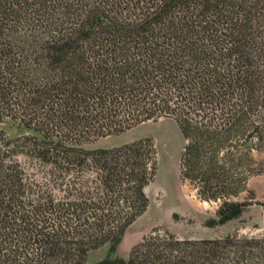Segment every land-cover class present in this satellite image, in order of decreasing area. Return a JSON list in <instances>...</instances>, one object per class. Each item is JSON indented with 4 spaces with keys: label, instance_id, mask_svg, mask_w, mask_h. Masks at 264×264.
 <instances>
[{
    "label": "trees",
    "instance_id": "trees-1",
    "mask_svg": "<svg viewBox=\"0 0 264 264\" xmlns=\"http://www.w3.org/2000/svg\"><path fill=\"white\" fill-rule=\"evenodd\" d=\"M0 264H264V233L180 238L155 227L117 254L148 209L151 137L87 143L174 119L181 180L239 219L264 173V0H0ZM35 160L29 172L20 156ZM175 217L178 214H174Z\"/></svg>",
    "mask_w": 264,
    "mask_h": 264
},
{
    "label": "rangeland",
    "instance_id": "rangeland-1",
    "mask_svg": "<svg viewBox=\"0 0 264 264\" xmlns=\"http://www.w3.org/2000/svg\"><path fill=\"white\" fill-rule=\"evenodd\" d=\"M0 131L10 138L34 134L18 119L6 117L0 121ZM144 137L154 139L159 159L155 180L147 186L150 199L147 211L126 231L118 246L117 254L128 257L133 245L142 240L155 227H166L180 238H217L239 231L243 235L264 233V173L251 177L240 199L252 197V204L239 219L221 226L210 228L205 221L215 217L218 202L201 200L195 187L180 177V158L185 144L184 136L177 122L172 118H162L157 122H144L122 133L87 143V148H111ZM29 172L36 171L35 160L20 156ZM178 214L177 217L174 214ZM110 244L91 250L86 264H96L109 254Z\"/></svg>",
    "mask_w": 264,
    "mask_h": 264
},
{
    "label": "crops",
    "instance_id": "crops-1",
    "mask_svg": "<svg viewBox=\"0 0 264 264\" xmlns=\"http://www.w3.org/2000/svg\"><path fill=\"white\" fill-rule=\"evenodd\" d=\"M147 189V188H146ZM107 244H109V243H107ZM106 245V244H105ZM105 245H103V246H105Z\"/></svg>",
    "mask_w": 264,
    "mask_h": 264
}]
</instances>
